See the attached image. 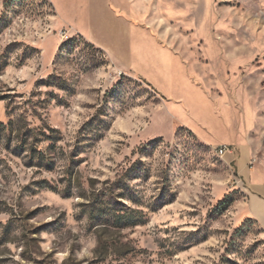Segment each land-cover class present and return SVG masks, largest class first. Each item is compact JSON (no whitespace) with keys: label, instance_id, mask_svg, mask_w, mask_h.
<instances>
[{"label":"rangeland","instance_id":"1","mask_svg":"<svg viewBox=\"0 0 264 264\" xmlns=\"http://www.w3.org/2000/svg\"><path fill=\"white\" fill-rule=\"evenodd\" d=\"M53 2L0 0V264H264L215 150L264 165V0Z\"/></svg>","mask_w":264,"mask_h":264},{"label":"crops","instance_id":"2","mask_svg":"<svg viewBox=\"0 0 264 264\" xmlns=\"http://www.w3.org/2000/svg\"><path fill=\"white\" fill-rule=\"evenodd\" d=\"M51 1L53 2V0ZM102 1L104 3V7L107 9H112V0ZM113 13L120 19L123 18L118 15L119 13L116 10H114ZM128 19L123 18L122 20L124 21L129 32H132L134 25L132 24V21ZM84 35L91 42L105 50L112 63H114V65H116L118 68L124 70L126 69L129 73L139 74L146 78L149 82L156 81L155 75L161 76L167 81L171 80V75L169 72L165 70V67H162L161 64L157 63L156 59L150 54V52L142 53L140 39L135 40V42L132 43L129 48H127L124 57H122L105 42L96 40L93 37H88L85 33ZM140 38H147L151 40L158 51L160 50L159 43L156 41L155 36L150 32H143ZM155 56L157 57V55ZM158 56V59H161L160 55ZM237 147V156L235 157V155H230L228 157V161L231 162L234 160L235 169L238 173V176L240 179L244 180L248 186L246 199L240 202L239 205V214L243 219H255L264 229V165L261 163H255L254 166H250V151L244 144H239Z\"/></svg>","mask_w":264,"mask_h":264},{"label":"built area","instance_id":"3","mask_svg":"<svg viewBox=\"0 0 264 264\" xmlns=\"http://www.w3.org/2000/svg\"><path fill=\"white\" fill-rule=\"evenodd\" d=\"M215 150L217 151L218 155L223 157L225 155L231 154V155H235L236 154V148L229 146L227 144H221V145H217Z\"/></svg>","mask_w":264,"mask_h":264}]
</instances>
